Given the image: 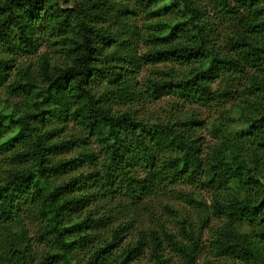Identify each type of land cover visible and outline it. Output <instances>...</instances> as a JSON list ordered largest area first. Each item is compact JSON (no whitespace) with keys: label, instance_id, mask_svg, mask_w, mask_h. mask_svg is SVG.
I'll return each mask as SVG.
<instances>
[{"label":"trees","instance_id":"obj_1","mask_svg":"<svg viewBox=\"0 0 264 264\" xmlns=\"http://www.w3.org/2000/svg\"><path fill=\"white\" fill-rule=\"evenodd\" d=\"M69 3L0 0V89L22 99L19 108L0 107V158L11 165L0 182V264H130L145 251L167 264L163 244L179 264H196L208 228V264H264V0ZM138 12L147 33L138 32ZM42 44L60 66L45 55L36 72L17 65ZM168 63L184 70L154 69L135 89L142 66ZM137 97L216 110L208 153L196 114L153 124L114 110ZM84 167L91 172L57 182ZM176 184L208 192L209 204L175 194L199 212L198 229L181 219L183 242L161 228L138 231L123 247L136 221L110 228L111 213L142 212ZM162 212L174 213L167 205ZM34 240L47 250L36 253ZM83 250L86 260L77 258Z\"/></svg>","mask_w":264,"mask_h":264},{"label":"rangeland","instance_id":"obj_2","mask_svg":"<svg viewBox=\"0 0 264 264\" xmlns=\"http://www.w3.org/2000/svg\"><path fill=\"white\" fill-rule=\"evenodd\" d=\"M61 1V0H60ZM78 1V0H77ZM133 2L134 0H130ZM71 3L72 0H69ZM69 3V4H70ZM133 5V4H132ZM143 13L137 14V16L134 18V22L137 25L138 32L140 34L147 33L148 30L145 29V27L149 24L144 20ZM146 46L141 42L139 44V55H141V52L146 51ZM45 55L48 57L51 66H60L63 62V60L60 58V55L49 45L42 44L41 47L37 50V52L29 57L20 58L21 60H18V64H27L31 65L33 68V72H36L39 67V59L41 56ZM4 54L0 52V57H3ZM172 67L176 73H179L180 71L184 70L182 67H179L177 65H171V64H157V65H144L142 66V69L137 77V84L135 86V89L137 91H142V85L144 84V80L147 78L154 77L152 72L154 69H168ZM15 73V72H14ZM15 76V74H14ZM216 85H213V88L216 89ZM17 106L18 108L22 105V99L15 97L11 95V92L8 89H0V107L9 108L12 106ZM122 110V109H129L128 111H132L137 118L141 119L143 122H149V123H167L168 121L174 122L178 120L179 118H189L190 115L194 116L195 114L198 115L200 125H202L204 128H202L199 131V136L204 142V148L206 149V153H208V146H211L215 141V128L212 130V127L214 126V123L216 122V119L218 117V112L211 109H203L198 106L192 105H182L178 102V100H175L170 97H163L157 101H149V102H143L142 97L138 98L137 101L133 102L129 106H123L119 105L114 108V110ZM68 133H73L74 130H72L71 126L67 127ZM66 135H68L66 133ZM65 136V127L61 129L56 136L57 138H62ZM96 146H93V150H96ZM74 153L64 154L63 158H69ZM8 155L2 156L0 158V182L5 178V173L8 171V169L11 167L9 164V160L7 158ZM59 157H56L58 159ZM91 172V169L89 167H84L82 169H78L74 172H71L67 175L60 176V178L56 179L57 182L67 180L69 177L76 176L80 173L87 174ZM176 193H191L195 195L196 197H201V199L205 200L207 204H209V201L207 200L208 192L201 191L200 189H197L193 186L187 185V184H176L173 188H171V192H167L164 195H159L156 198H151L150 200L144 201V207L142 212L140 211H121V209L114 210L111 215L113 216V225L110 226V228L116 227L120 222H123V220L126 219H133L135 220V231L133 233H130L126 236V239L123 240L122 246L127 247L129 243H132L137 238L138 231H143V233H148L150 231L160 230L161 228L165 229L168 233H171L172 235L177 237L178 241L183 242L182 235L180 234V220L181 219H187L188 223L191 224V226H195L197 229L200 226L199 221V212H196L191 206L187 205L182 199H177L175 194ZM210 193V192H209ZM167 205L172 208L174 213L165 214L162 212V206ZM89 210L93 211V208H89ZM103 211V210H101ZM124 223V222H123ZM217 223H215L213 220L210 223V227H215ZM33 225L29 227V237L31 239L34 238L33 234ZM211 228L205 229L203 233L201 234V245L202 249L200 250V254L198 256L196 264H208L211 261H214V255L209 250L210 246V240H211ZM109 231L104 230L102 232V238L109 237ZM36 253H42L47 250L45 244H40L36 242V240L33 241ZM161 253L165 260H167V264H179L180 259L178 255L167 245L163 244V247ZM90 250H83L79 251L77 253V258L81 260H86L90 256ZM130 264H153V260L151 257V254L148 251H145L144 254L138 259Z\"/></svg>","mask_w":264,"mask_h":264}]
</instances>
